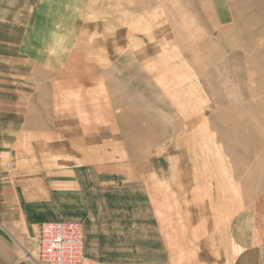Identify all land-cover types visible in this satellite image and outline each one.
Segmentation results:
<instances>
[{"label": "rangeland", "instance_id": "obj_1", "mask_svg": "<svg viewBox=\"0 0 264 264\" xmlns=\"http://www.w3.org/2000/svg\"><path fill=\"white\" fill-rule=\"evenodd\" d=\"M61 4L51 42L93 43L95 62L58 74H95L45 97L61 127L45 129L46 168L16 181L30 214L79 223L80 264L86 249L102 264H228L263 248L264 0Z\"/></svg>", "mask_w": 264, "mask_h": 264}, {"label": "crops", "instance_id": "obj_2", "mask_svg": "<svg viewBox=\"0 0 264 264\" xmlns=\"http://www.w3.org/2000/svg\"><path fill=\"white\" fill-rule=\"evenodd\" d=\"M60 1L0 0V264H45L39 260L38 250L45 219L30 214L26 187H19L16 181L31 175L30 161L35 165L34 161L42 160L37 167L46 168L45 148L51 139L45 129L61 127L60 120L47 121L45 97L54 99L61 85L70 86V81L78 78L85 84L95 74L93 43L68 38V51L60 53L63 45L51 42L57 38L53 33L63 32L66 24L57 21L62 15L61 10L55 11L62 8ZM85 8H89L87 4ZM69 14L76 12L69 8ZM47 49L57 54L49 56ZM63 63H89L93 72L81 68L63 78L58 74ZM46 80L52 82L46 84ZM60 135L54 133L55 143L61 140ZM83 257L82 264L105 263L89 249ZM228 264H264V246H254Z\"/></svg>", "mask_w": 264, "mask_h": 264}, {"label": "built area", "instance_id": "obj_3", "mask_svg": "<svg viewBox=\"0 0 264 264\" xmlns=\"http://www.w3.org/2000/svg\"><path fill=\"white\" fill-rule=\"evenodd\" d=\"M82 227L69 221L41 224L38 237L39 260L45 264H80Z\"/></svg>", "mask_w": 264, "mask_h": 264}, {"label": "clouds", "instance_id": "obj_4", "mask_svg": "<svg viewBox=\"0 0 264 264\" xmlns=\"http://www.w3.org/2000/svg\"><path fill=\"white\" fill-rule=\"evenodd\" d=\"M56 34L53 33V36H55ZM66 37H61V44L63 45V47H61L60 49V53H66L68 51L67 47H66ZM47 54L49 56H53L56 55L57 53H54L51 49H47Z\"/></svg>", "mask_w": 264, "mask_h": 264}, {"label": "bare ground", "instance_id": "obj_5", "mask_svg": "<svg viewBox=\"0 0 264 264\" xmlns=\"http://www.w3.org/2000/svg\"><path fill=\"white\" fill-rule=\"evenodd\" d=\"M255 191V190H254Z\"/></svg>", "mask_w": 264, "mask_h": 264}]
</instances>
